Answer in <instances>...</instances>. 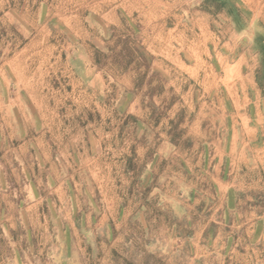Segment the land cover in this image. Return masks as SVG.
Segmentation results:
<instances>
[{
	"label": "rangeland",
	"instance_id": "rangeland-1",
	"mask_svg": "<svg viewBox=\"0 0 264 264\" xmlns=\"http://www.w3.org/2000/svg\"><path fill=\"white\" fill-rule=\"evenodd\" d=\"M263 7L0 0V264H264Z\"/></svg>",
	"mask_w": 264,
	"mask_h": 264
},
{
	"label": "crops",
	"instance_id": "crops-1",
	"mask_svg": "<svg viewBox=\"0 0 264 264\" xmlns=\"http://www.w3.org/2000/svg\"><path fill=\"white\" fill-rule=\"evenodd\" d=\"M244 3L249 4V8H261L264 6V4L261 6L262 2L264 3V0H242ZM264 8V7H263Z\"/></svg>",
	"mask_w": 264,
	"mask_h": 264
}]
</instances>
